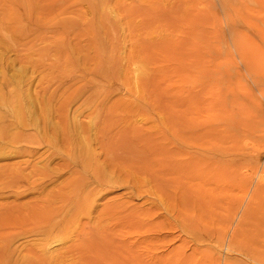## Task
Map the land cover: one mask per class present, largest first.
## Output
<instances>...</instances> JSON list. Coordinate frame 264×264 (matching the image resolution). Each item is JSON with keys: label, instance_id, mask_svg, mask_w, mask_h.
Wrapping results in <instances>:
<instances>
[{"label": "rangeland", "instance_id": "rangeland-1", "mask_svg": "<svg viewBox=\"0 0 264 264\" xmlns=\"http://www.w3.org/2000/svg\"><path fill=\"white\" fill-rule=\"evenodd\" d=\"M123 1L0 0V210L14 223L9 229L0 226V264H17L31 249L36 254L24 264H86L67 252L72 246L97 261L96 252L82 247L116 243L118 234L127 236L126 243L134 241L130 226H102V211L126 201L167 217L148 222L150 227L163 223L173 228L161 238L134 237L139 251L162 241L156 264H264V2ZM150 44L154 61L144 63L137 51ZM12 93L17 95L11 98ZM71 94L74 99L66 100ZM48 98L47 117L59 128L58 137L47 133L51 145L43 139L41 111ZM65 100L61 116L55 111ZM76 123L97 160L99 145L89 141L94 131L143 139L154 130H213L208 163L214 176L199 177L186 192L179 208L189 219L173 216L169 202L158 194H140L112 172H106L108 185L101 187L93 169L88 173L81 162H70L78 153L72 140ZM62 129L73 141L66 137L67 146ZM9 136H14L13 144ZM65 161L70 166L61 170ZM66 180L79 189L66 195L52 225L69 217L68 224H18V210L36 204L45 191L62 189ZM29 181H39L41 187ZM75 200L89 201L82 218L75 217ZM42 243L46 250L41 252L36 246Z\"/></svg>", "mask_w": 264, "mask_h": 264}, {"label": "bare ground", "instance_id": "bare-ground-1", "mask_svg": "<svg viewBox=\"0 0 264 264\" xmlns=\"http://www.w3.org/2000/svg\"><path fill=\"white\" fill-rule=\"evenodd\" d=\"M122 1L123 0H120V2H122ZM139 1L143 2V3H150V4H159V3L164 4V3H168V2H174L177 0H139ZM224 1H228L233 6L237 5V4L242 5L246 1H252V3L256 2L258 4H259V2H262V4L264 2V0H224ZM117 2H118V0H117ZM249 4H250V2H249ZM240 7H242V6H240ZM261 9H262V6L260 7V10ZM261 12L263 13L264 11L261 10ZM245 16H247V15H245ZM234 17H235V15H234ZM254 19H255V17H254ZM257 19H255V20H257L259 22V17ZM240 21L241 20L239 19V22ZM246 21H248V20H246ZM239 22H238V24H239ZM230 23H232V22L231 21L229 22V20H228V24H230ZM240 23H242V21ZM262 23L264 24V22H262ZM233 24L234 23H232V25ZM237 27H238V25H236V28ZM178 40L179 39H177V42H178ZM169 41H168V43H169ZM154 43H156V42H154ZM161 44H163V42H161ZM145 47L146 46L143 45V49ZM149 47H152L151 44L148 47H146V49H144L146 51H142L141 49H139V51H137V54L140 58L142 55H144V57H145L143 60L144 63H146L147 61L149 62V60H153L151 51L149 50L150 49ZM182 47H180V49ZM184 48H185V46H184ZM183 51H185V50H183ZM168 52L170 54L171 51H168ZM164 54H166V53H164ZM163 56H165V55H163ZM153 58H154V55H153ZM157 58H159V57H157ZM160 58L163 59L161 56H160ZM161 69L162 68H160V70ZM151 71H153V70L151 69ZM157 73H158V71H157ZM154 77H155V75H154ZM256 83H257V80H256ZM257 86H259V85H257ZM48 91H50L49 93H52L51 90H48ZM15 94L17 95V93H12L11 98L15 97ZM73 95L74 94H71L70 96L66 97V100L71 101L72 99H74ZM0 97H1V95H0ZM50 101L51 100H49V98L43 99V101L41 102L42 103V107H41L42 110L41 111L43 114H45V116L43 115V118H44V127H43L44 137H43V139L51 145L54 143V140L49 138V135H47V133L49 134V131H50L55 137H58L57 131L59 128L54 123L49 122V119L47 117V114L51 110L50 109ZM61 102L62 103L60 104L59 109L56 108L55 112L59 113L62 116V114L64 113L63 112L64 107H65L64 105L67 103V101L66 102L61 101ZM160 107L161 106H159V108ZM160 110L163 111V109H160ZM183 126H185V125H183ZM74 128L76 130L73 133V139L72 140L77 145L78 153H76V154L74 153L75 154L74 157H71L70 160L68 159L70 162H76V161L81 162L83 168L87 172L90 169H93L97 175L96 176L92 175V177L94 179H96V183L100 184L101 187H104V186H102L104 183H107L106 185H108V182L105 180L107 178L106 172H109V173L112 172L115 174V178H116V175L118 176L119 181L123 182L122 184L127 185L130 188L136 187V190L140 194L144 193V192H148L149 195H152V196L155 194H158L159 198L163 199L164 202L165 201L169 202V205H168L169 209L168 210L170 211V213L173 214V216H175L178 219L181 218V220H183L184 218H182V217H184L185 215H186L187 219H189L188 218L189 214L185 213L183 211V209H180V208L185 205V200H186L185 196L187 194L186 192H188V190L193 188L192 183L194 181H196L199 177L204 178V180H206L207 178L212 179V177L214 176V174H212V172H213L212 168H210V165L208 163L209 155L212 154L211 153L213 151L212 147L214 145V143H213L214 138H212L213 130H156V131L154 130L155 133H152L149 135H146V133H144L145 137H143V139H141L140 137H139L140 139H138L137 136L132 137V139H134L133 141H130V140H132L130 138V136H131L130 133L124 134V133H119L120 131H118L119 134L116 132H114L116 134H113V133L111 134L110 131H113V130H110L109 131L110 133H108V131H107V133H104V132H106L105 130H104V132H102V131H96L95 132L94 131L92 136H91L92 139L89 141L96 142L99 145V150H101V154H98L100 156H99V159L97 160L96 156L93 155V152H92L93 150H91V148H89L90 144L87 141H84V139H83V138L86 139L87 135H86V137H83V138L80 137L81 131H80L77 123H76ZM62 130H63V133H61V134L63 136V144L65 146H67L69 140H71V139L68 138L69 136L67 135L66 130H64V129H62ZM83 132H84V130H83ZM59 133H60V131H59ZM142 136H143V134H142ZM64 137H65V139H64ZM66 137H67L68 142L66 141ZM136 137H137V139H136ZM70 138H71V136H70ZM7 139L12 144H13V142H15L14 136H9ZM135 143L137 145H138V143H140V144L142 143L141 144L142 146L141 145L137 146ZM72 145H74V144L72 143ZM81 147H82V149H81ZM94 147H95V145H94ZM95 148H94V150H95ZM95 151L98 153L97 149ZM91 155L94 156V158L92 157L93 159H90ZM65 162H67V161H65ZM69 166H70L69 162L62 163L60 166V169L65 170ZM88 173H90V172H88ZM220 175H222V174H220ZM217 176H219V175L217 174ZM40 177H41V174L38 175V178H40ZM109 179L111 180V178H109ZM143 180H144V182H143ZM29 182L35 187H41L39 181H33V182L29 181ZM118 183H120V182H118ZM78 184H80V183H78ZM63 185L64 186L62 187V189H57L55 191H51V192H48L46 194H45V192H46L45 191L43 197L40 198V201H38L36 204L34 203L32 205H27L24 208H21V210H18V212L16 211L17 214H15V216H16L15 218H16V221H19L18 224L21 223L19 225H24V224L30 225V223H31L33 226H35V228H39L40 226L45 227V228L48 226L49 228H51V226H53L52 222L54 221V216L56 214H58V212L62 211V209L64 208V206L66 204L65 203L66 195L74 192L75 190L78 191V189H79L77 187V185L72 181H67V183H64ZM101 187L99 186V189ZM81 188H82V186H81ZM41 189H43V188H41ZM89 191H91V190H89ZM89 191H87V192H89ZM259 191H262V189L260 188ZM92 192H93V194H95L94 191H92ZM92 192H90V194ZM191 192H193V191H191ZM96 193L99 195V192H96ZM78 194H76V195L78 196ZM87 197H88V195H87ZM90 197H92V196H90ZM81 199H83V198H81ZM85 199H84V201H85ZM90 199H88V200L90 201ZM256 199H257V196L254 197V201ZM84 201L82 202L81 200H79V201L77 200L75 202L74 206L76 207V214H77V215L75 214L76 216L74 215L75 217L81 216V211H84L82 209L85 208L84 203L89 202V201L88 202H84ZM113 202H116V201H113ZM126 202L125 203L121 202L118 205L113 206L115 204L114 203L113 205L106 207L107 210L102 211L103 212L102 215L104 214L106 216V218L103 220V221H105V224L104 225L102 224V226L104 227L108 224L107 226H110L114 230L117 228H122L125 225H126V227L130 226V228L132 230V234H133L132 238L134 239V241L132 243L129 244L128 243L129 240H127V243H126L127 236L125 238L122 234H118L116 236L117 237L116 243H114V241H113V243H107V244H104L102 247H100V244H97V242H96L93 246H89V244H88V246H85V248L82 247L83 249H87L90 252L94 251L97 253V255L99 256V259L95 262H91V260H89L88 257H86L84 254L80 253L77 250V249H79L78 246L77 247L76 246L70 247L67 252L72 253L73 255H76L77 259L80 261L84 260L86 264H156L157 260H158V257L156 255H157V253H159V250H161L163 248L161 245L162 241H160V239H159V241H157L158 244L155 243V244H152L151 246L149 245V247H145V249L143 251H139L138 240H136L134 237H138V239L144 238V241L149 240L151 237L161 238V237H163L162 232L165 229L173 230V228L170 227L169 225H168L169 227H166L165 224L163 225V223L153 224L152 227H150L148 225V222H154L160 218L162 219V217L164 219L167 217L163 213H160L159 211H155L153 209H149L147 211H141L139 209L132 208L131 207L132 205L128 206L127 205L128 203H126ZM160 202H162V201L160 200ZM73 204H74V202H73ZM87 205H89V204H86V206ZM87 208H89V206ZM88 211H86V212H88ZM79 213H80V215H79ZM99 213L100 212H98V216H97L98 221H99ZM249 213H247V214H249ZM247 214H246V217L248 216ZM68 218L62 224H56L55 227L58 228L60 225V228H61L64 224L65 225L68 224V221H69ZM81 218H82V216H81ZM98 221H96V223ZM18 224H16V225H18ZM98 224L100 225V223H98ZM257 224H258V222H257ZM0 226L2 229H6V228L9 229V228L14 227L13 222L6 220L3 217V213L1 212V210H0ZM103 227H101V228H103ZM125 228L123 229V231L124 230L126 231ZM99 230L100 229H98V231ZM109 231H110V229H109ZM0 232H2V231H0ZM126 233L128 236L131 235V234L130 235L128 234L130 232H126ZM244 233H245V230H244ZM167 236H168V234H167ZM167 236H166V238H167ZM164 237H165V235H164ZM128 239H130V237ZM93 241H94V238H93ZM98 241H99V239H98ZM131 241H132V239H131ZM246 246L249 250H251L250 252L253 251L252 253H254V255L257 256V253L253 249H251L252 248L251 246H249L247 244H246ZM44 247H45V245H44V243H42V244H38L36 246V249L40 248V251L42 252V251L46 250V249H43ZM194 251H195V249H194ZM192 252H193V250H192ZM31 253L36 254L35 249L28 250V254L26 255V257L19 258L17 264H24L28 260ZM194 254H195V252L193 253V257L196 256ZM173 255H174V253H173ZM176 256H178V255H176ZM94 258H96V257H94ZM188 258H189V256H188ZM63 259L64 258H62L61 260H63ZM185 259H186V257H185ZM190 261H192V260H189V262ZM158 264H159V262H158Z\"/></svg>", "mask_w": 264, "mask_h": 264}]
</instances>
